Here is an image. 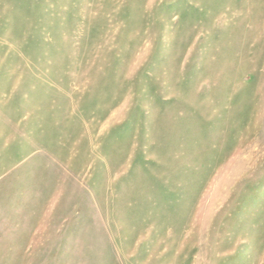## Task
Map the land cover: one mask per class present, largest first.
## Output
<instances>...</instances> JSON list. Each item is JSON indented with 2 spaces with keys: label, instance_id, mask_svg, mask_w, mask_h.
Listing matches in <instances>:
<instances>
[{
  "label": "rangeland",
  "instance_id": "obj_1",
  "mask_svg": "<svg viewBox=\"0 0 264 264\" xmlns=\"http://www.w3.org/2000/svg\"><path fill=\"white\" fill-rule=\"evenodd\" d=\"M0 264H264V0H0Z\"/></svg>",
  "mask_w": 264,
  "mask_h": 264
}]
</instances>
